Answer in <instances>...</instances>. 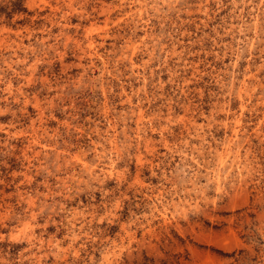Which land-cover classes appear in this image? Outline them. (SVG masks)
<instances>
[{
    "label": "rangeland",
    "instance_id": "374dc122",
    "mask_svg": "<svg viewBox=\"0 0 264 264\" xmlns=\"http://www.w3.org/2000/svg\"><path fill=\"white\" fill-rule=\"evenodd\" d=\"M0 264H264V0H0Z\"/></svg>",
    "mask_w": 264,
    "mask_h": 264
}]
</instances>
